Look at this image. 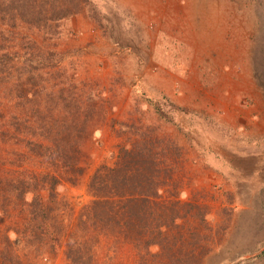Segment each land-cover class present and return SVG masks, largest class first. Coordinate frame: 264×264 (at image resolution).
I'll list each match as a JSON object with an SVG mask.
<instances>
[{"label": "rangeland", "instance_id": "obj_1", "mask_svg": "<svg viewBox=\"0 0 264 264\" xmlns=\"http://www.w3.org/2000/svg\"><path fill=\"white\" fill-rule=\"evenodd\" d=\"M55 133L81 176L31 152ZM145 143L144 221L93 210ZM0 264H264V0H0Z\"/></svg>", "mask_w": 264, "mask_h": 264}, {"label": "trees", "instance_id": "obj_2", "mask_svg": "<svg viewBox=\"0 0 264 264\" xmlns=\"http://www.w3.org/2000/svg\"><path fill=\"white\" fill-rule=\"evenodd\" d=\"M64 134L65 133H55L49 135L48 138L52 140L53 146L44 147L41 145L37 147L31 145V152L35 153L36 156L50 160L57 170H61V168L64 169L65 174L72 175V177L81 176L83 170L79 164V157H81L82 151L79 147L76 148V145L72 144L75 143V139L72 135L69 136ZM148 147L149 144L145 143V145L139 147L138 150H125L122 161L117 163L115 167H103L95 173L89 187L90 192L97 198V201H95L92 206L93 210L98 211L103 207L105 208L108 206L109 200L119 198L123 201L126 200V203L119 207L124 216L128 215L133 218L135 213H137L136 216L139 220L144 221L136 208L142 211L145 204L150 202L152 195H154L153 197H158L160 195V190L163 186L161 181L162 169L159 166V155L155 154L154 151ZM51 178L52 185H55V181L57 184V179L59 181L57 177ZM66 180L72 182L73 179L66 177ZM20 193H23V190H20ZM24 193H26V191H24ZM105 211L107 218L103 217V219H105L107 223L114 219L108 216H117L119 213L115 210V207L104 210L103 212ZM98 214L99 213H97V216ZM41 232L42 231H34V234L44 241L46 239H44V236V238L40 236ZM43 232L49 237L52 233L50 231ZM122 232H124V230H122ZM160 234H162V232Z\"/></svg>", "mask_w": 264, "mask_h": 264}]
</instances>
